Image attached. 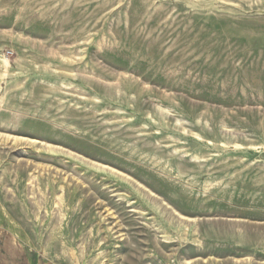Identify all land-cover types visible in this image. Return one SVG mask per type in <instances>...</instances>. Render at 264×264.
Here are the masks:
<instances>
[{
	"label": "rangeland",
	"instance_id": "374dc122",
	"mask_svg": "<svg viewBox=\"0 0 264 264\" xmlns=\"http://www.w3.org/2000/svg\"><path fill=\"white\" fill-rule=\"evenodd\" d=\"M35 264H264V0H0V250Z\"/></svg>",
	"mask_w": 264,
	"mask_h": 264
},
{
	"label": "crops",
	"instance_id": "0c3cea01",
	"mask_svg": "<svg viewBox=\"0 0 264 264\" xmlns=\"http://www.w3.org/2000/svg\"><path fill=\"white\" fill-rule=\"evenodd\" d=\"M11 250H0V264H35L27 260L26 250H20L16 243Z\"/></svg>",
	"mask_w": 264,
	"mask_h": 264
}]
</instances>
